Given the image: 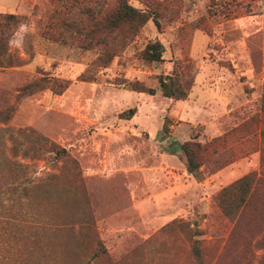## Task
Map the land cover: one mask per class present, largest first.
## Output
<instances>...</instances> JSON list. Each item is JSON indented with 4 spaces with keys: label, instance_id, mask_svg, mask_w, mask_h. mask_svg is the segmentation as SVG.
<instances>
[{
    "label": "rangeland",
    "instance_id": "1",
    "mask_svg": "<svg viewBox=\"0 0 264 264\" xmlns=\"http://www.w3.org/2000/svg\"><path fill=\"white\" fill-rule=\"evenodd\" d=\"M73 2L0 0V13L21 17L0 53V111L10 115H0V160L22 163H5L14 177L43 178L34 214L23 209L0 235L6 264H197L194 239L208 264H264V0H130L152 3L159 26L149 20L106 66L97 50L54 40ZM85 3L104 16L117 0ZM21 23L28 30L16 34ZM156 40L164 60L145 59ZM175 65L192 84L185 100L159 86ZM38 79L50 86L19 90ZM135 81L156 94L130 90ZM20 130L64 157L13 155ZM222 136L202 152L196 177L180 143ZM252 171L249 204L239 219L225 215L216 196Z\"/></svg>",
    "mask_w": 264,
    "mask_h": 264
},
{
    "label": "trees",
    "instance_id": "2",
    "mask_svg": "<svg viewBox=\"0 0 264 264\" xmlns=\"http://www.w3.org/2000/svg\"><path fill=\"white\" fill-rule=\"evenodd\" d=\"M70 11H74L73 14H66L60 19L61 23L54 25L58 31V35L53 37L54 40L66 45H77L84 49L97 50L98 60L101 61L102 66H106L116 56H119L149 20L154 19L159 26L155 16L156 10L152 3L145 4V8H139L134 6L130 0H117L113 8L109 9L104 16H99L96 15L93 5L84 4V0H74ZM20 19L21 17L14 13H0V53H6L11 30L19 23ZM143 52L144 58L147 60L161 61L165 58V46L159 40L149 42ZM55 80L59 82L58 79ZM184 80L185 78L182 77L178 66L175 65L171 74L160 75L159 86L164 96L176 100H185L189 96L192 84H188ZM48 86H50L49 82L44 83L42 79H38V81L34 80L25 84L19 90L30 94ZM68 86L69 82H64L58 92H62ZM128 87L133 91L156 94V88L146 87L142 82H129ZM136 112L137 108L134 107L122 112L121 117L131 119ZM4 114L6 115L3 122H6L10 119V115L8 112L0 111V115ZM262 134L264 135V129ZM10 138V150L15 156L21 155L34 160H41L49 156L53 162H56L65 155L63 148L34 131L20 130L16 135H11ZM217 140H224V136L216 137L205 144L194 139L180 143V150L187 158V168L196 177L199 178V170L205 158L202 156V152L207 150L208 145ZM11 161L0 160V235L2 236L12 232V229L6 226V223L12 220V216L16 218L17 213H22L25 208L28 209L26 213L34 214L29 210L32 200L35 198V196L33 197L34 187L43 181L42 177L36 180V178L20 179L14 177V173L10 175L6 171L5 163L12 165ZM12 163L14 162L12 161ZM14 164L22 167L21 162L17 161ZM258 183L259 173L252 171L224 187L216 196L222 212L227 216L239 219L249 204L250 197L255 192ZM35 228L39 227L36 226ZM44 228L46 225H43ZM0 248H6L5 241H0ZM192 248L197 264H208L199 239H194ZM5 259H7L6 255L0 254V264L8 263L5 262Z\"/></svg>",
    "mask_w": 264,
    "mask_h": 264
},
{
    "label": "clouds",
    "instance_id": "3",
    "mask_svg": "<svg viewBox=\"0 0 264 264\" xmlns=\"http://www.w3.org/2000/svg\"><path fill=\"white\" fill-rule=\"evenodd\" d=\"M28 30V26L24 23H21L20 25H18V31L16 34L20 33V32H26ZM11 43V41H10Z\"/></svg>",
    "mask_w": 264,
    "mask_h": 264
},
{
    "label": "crops",
    "instance_id": "4",
    "mask_svg": "<svg viewBox=\"0 0 264 264\" xmlns=\"http://www.w3.org/2000/svg\"><path fill=\"white\" fill-rule=\"evenodd\" d=\"M195 87V86H194Z\"/></svg>",
    "mask_w": 264,
    "mask_h": 264
}]
</instances>
